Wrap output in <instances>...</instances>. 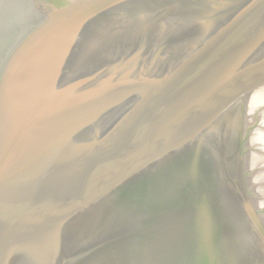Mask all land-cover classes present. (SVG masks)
<instances>
[{
	"label": "water",
	"instance_id": "1",
	"mask_svg": "<svg viewBox=\"0 0 264 264\" xmlns=\"http://www.w3.org/2000/svg\"><path fill=\"white\" fill-rule=\"evenodd\" d=\"M13 1L0 264H224L215 137L239 73L264 67V0H121L86 40L30 34Z\"/></svg>",
	"mask_w": 264,
	"mask_h": 264
},
{
	"label": "bare ground",
	"instance_id": "2",
	"mask_svg": "<svg viewBox=\"0 0 264 264\" xmlns=\"http://www.w3.org/2000/svg\"><path fill=\"white\" fill-rule=\"evenodd\" d=\"M245 69L239 74L243 82H250L248 88L251 91L243 95L240 100V106L245 107L246 114L241 116L243 110L241 107L239 112L236 111V116L241 119L235 118L236 100L242 93L240 90L230 92L224 105V116L219 121L223 123L222 129L215 137L216 141L219 139L222 143L220 147H224L223 144H229V153L232 158L238 156L236 155L238 153L241 154L240 164L245 162L243 165L245 173L242 170L243 174L240 173L238 164L234 166L230 172L233 175L238 171V174L231 178L228 186L222 188L220 192L223 193L225 210L231 209L230 211L234 214L232 218L242 223L248 232L249 249L253 255L252 261L257 259L255 264H264V68L247 67ZM250 93L252 95H249ZM229 124L231 125L227 129L232 127L228 132L226 125ZM246 133L247 140L242 148L239 145L240 137ZM226 150L228 151L227 148ZM225 160H228L230 164V157ZM228 166L226 165V168ZM252 220L253 223H251ZM224 234L227 239H231L226 229H224ZM230 247L231 249L235 247L232 240Z\"/></svg>",
	"mask_w": 264,
	"mask_h": 264
},
{
	"label": "rangeland",
	"instance_id": "3",
	"mask_svg": "<svg viewBox=\"0 0 264 264\" xmlns=\"http://www.w3.org/2000/svg\"><path fill=\"white\" fill-rule=\"evenodd\" d=\"M20 1L22 0H14L12 4L8 7L7 14H9V12L13 8L17 7ZM24 1H25L24 7L21 11L19 10V13L21 14L23 13V11L25 12L26 18L28 20V24L26 26L29 27L28 30L30 34L33 31L35 35L36 32L42 33L44 31V34L42 33L39 36L42 35L59 36L62 34L66 36H73L78 34L81 35L85 40L87 39L85 36L90 35V28L98 26V22H100V24L105 23L108 14L112 11L114 12V10L116 11V9L120 7L119 4L121 2V0H24ZM147 1L148 0H137L135 3L137 4L140 2L146 3ZM132 5H134V2L132 3ZM18 25H16V28ZM34 40L32 41V44L29 43V48L33 46ZM248 85L250 86V82L248 81L243 82V79H240L238 85L239 88L237 90H240L242 95L240 94V96H238V99L236 100L235 118L237 120L241 118H238L236 116V111L239 112L240 111L239 109L242 107L243 110L241 116H244L245 113V107L242 105L240 106L241 103L240 100H242L241 98H243V95H245L246 93L248 94L251 91L250 88H248L249 87ZM249 95L252 94L250 93ZM230 125L231 124H229L228 126L226 125V129ZM231 127L227 129L228 132L231 129ZM240 140L241 141L239 142V145L242 147L245 143V140H247V133L245 135H241ZM217 141H219V139ZM223 146L224 149L226 148L228 149L226 153L224 152V155L226 154L224 160L230 157L229 160L230 166H228V168H225L226 171L222 170V173L224 174L225 178L221 177L220 191L222 188H226L231 178H234L235 175L238 174V171H236L235 174L233 173L232 175V172H230L231 169H233V167L237 166L238 164L239 171L241 170L243 171V165L245 163V162L243 163L241 162L240 164V161H242V157L241 159H239L241 156V154L239 153L236 154L238 156L235 155L236 157L234 158L230 156L229 148H228L229 144H223ZM240 146L238 148H240ZM259 150L261 152L263 151L262 149ZM221 159L223 160L222 156ZM242 171L240 172L241 174H243L244 172ZM222 194L223 193H221V196ZM221 204L224 205L223 197H221ZM224 210H225V205L222 206V208L220 206V213H224ZM230 210H225L227 212L225 213V216L223 214L220 217L219 223L222 225H217L216 226L217 229L215 230L216 237L218 238V240L217 241L215 240V242L212 244L214 250L212 249L209 252V255L211 257L213 256L214 259L217 258L218 261L220 260L222 262L224 260V264H255L257 259L252 261L253 255H251V251L249 249L250 240H249L248 232L242 223L237 221V219L232 218L234 214ZM251 223H253V220L251 221ZM224 229L228 231L231 239H227V237L224 234ZM231 240L235 243L234 249H231L230 247ZM217 246L220 250L216 251ZM260 257L261 256L259 255V258ZM217 263L220 264L219 262Z\"/></svg>",
	"mask_w": 264,
	"mask_h": 264
}]
</instances>
